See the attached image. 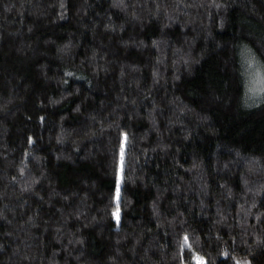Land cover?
Listing matches in <instances>:
<instances>
[{
  "label": "trees",
  "instance_id": "trees-1",
  "mask_svg": "<svg viewBox=\"0 0 264 264\" xmlns=\"http://www.w3.org/2000/svg\"><path fill=\"white\" fill-rule=\"evenodd\" d=\"M250 62L264 0H0V264H264Z\"/></svg>",
  "mask_w": 264,
  "mask_h": 264
},
{
  "label": "rangeland",
  "instance_id": "rangeland-1",
  "mask_svg": "<svg viewBox=\"0 0 264 264\" xmlns=\"http://www.w3.org/2000/svg\"><path fill=\"white\" fill-rule=\"evenodd\" d=\"M249 67L251 69V71L249 70L251 72V82L249 84L248 92L251 91L254 94L258 93L256 96L260 97L263 93L261 91L254 92L252 89L264 87V71L259 65H257V62H250ZM257 81H261V83H257ZM197 262L198 264H204L203 258H198Z\"/></svg>",
  "mask_w": 264,
  "mask_h": 264
},
{
  "label": "snow or ice",
  "instance_id": "snow-or-ice-1",
  "mask_svg": "<svg viewBox=\"0 0 264 264\" xmlns=\"http://www.w3.org/2000/svg\"><path fill=\"white\" fill-rule=\"evenodd\" d=\"M257 83H261V81H257ZM255 91H261L264 92V87H261L259 89H252ZM114 217L118 220L119 219V205H117L116 211L113 213ZM185 241H187V237L185 238Z\"/></svg>",
  "mask_w": 264,
  "mask_h": 264
}]
</instances>
